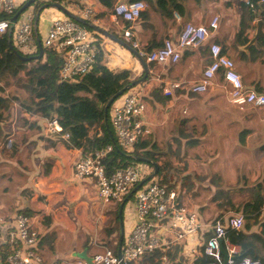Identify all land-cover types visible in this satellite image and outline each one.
I'll list each match as a JSON object with an SVG mask.
<instances>
[{"label":"crops","instance_id":"crops-1","mask_svg":"<svg viewBox=\"0 0 264 264\" xmlns=\"http://www.w3.org/2000/svg\"><path fill=\"white\" fill-rule=\"evenodd\" d=\"M155 1L146 0L145 17L134 26L135 37L144 51H147L145 47L149 40L152 41L150 47L154 49L165 38L174 39L187 23L207 26L209 20L217 15L212 4L219 0L198 4L192 0H177L182 8L171 10L168 17L161 15ZM240 1L236 0L238 5ZM65 6L74 15L82 8L92 7L95 16L90 24L104 30L113 29L112 33L122 39L121 33L110 25L111 9H105L98 0H77ZM45 12L48 16L42 20V27L39 28L37 23V36L41 42L50 22L66 17L58 10ZM41 18L40 15L39 20ZM239 18L240 13L233 25L219 23L216 30L209 32L204 46L184 51L175 65L146 63L147 78L133 90L145 104L140 118L150 128V134L140 142L146 144L141 151L149 150L157 155L167 177L163 185H172L170 189L178 194V202L196 212L204 222L235 215L232 213L243 215L242 211L234 212L228 203L217 197L226 193L227 188L221 183H209L211 178H221L223 170L230 172L237 167L242 169V176L245 170H256L257 177L251 179V185L243 190L251 189L253 193V187L260 184V192L264 195V162L257 163L256 168L253 162L255 148L264 152V109H253L255 113H252V108L240 110L231 104L220 77L216 85L204 94L189 91L210 61L208 45L216 43L234 61L244 87L264 93L262 49L254 52L252 44H247L234 50L230 45ZM259 21L264 33V15L255 18V25ZM226 25L231 27L230 32ZM97 40L110 71L127 70L130 81L142 77L141 64L126 49L104 37H97ZM19 73L17 71L13 77H0V246H5L7 233L14 227V216L25 214L32 218L33 226L41 232V240L36 247L41 262L36 264H89L94 255L104 250L117 253L120 239L124 240L136 221L134 198H126L121 211L122 225L120 219L117 225L120 204H103L91 179L74 178V165L85 156L83 149L73 146L70 138L64 141L57 135L47 136L45 123L48 118L31 104L15 107V101L9 99L10 89L16 91L22 101L36 99L40 94L33 89L35 76L22 77V84L14 83L13 78H18ZM167 82L181 84L169 97L164 96L160 89ZM245 131L247 133L242 135ZM8 138L12 139L13 145L9 150L5 148ZM135 147L124 154L131 155ZM200 175L204 181L196 185ZM203 189L204 195L196 197ZM188 194L196 196L190 199ZM244 194L238 191L231 204L242 205L243 199L238 197ZM225 207L232 211H222ZM210 210L213 212L207 214ZM0 264H7L1 251Z\"/></svg>","mask_w":264,"mask_h":264},{"label":"built area","instance_id":"built-area-1","mask_svg":"<svg viewBox=\"0 0 264 264\" xmlns=\"http://www.w3.org/2000/svg\"><path fill=\"white\" fill-rule=\"evenodd\" d=\"M27 0H0V14L8 18L0 20V37L7 34L9 19ZM37 6L49 3L50 0H37ZM254 13L264 8V0L252 3L243 0ZM37 11L36 6L33 8ZM144 0H114L110 13V25L121 33L122 40L137 51L148 64L175 65L184 51L204 46L209 39V32L219 26V17L213 16L207 26L185 24L175 36L165 38L159 46L151 51H144L134 34V26L146 11ZM264 10V9H263ZM80 19L91 23L95 16L92 7H85L76 14ZM177 18L178 16L175 15ZM34 11L20 15L13 24L11 44L22 56L37 54V45L33 32ZM42 47H53L61 54L63 62L59 70V82H70L89 73L99 53L97 37L87 28L74 20L65 17L50 22ZM210 61L203 69L198 82L189 87L195 94H204L216 85L220 77L228 100L240 110L245 107L264 109V93L246 89L240 75L236 72L234 61L223 52L220 45H208ZM181 87L180 83L167 82L160 87L166 97ZM145 109L144 102L137 92L128 91L115 100L109 109L111 131L116 137L117 145L125 149H133L150 134V128L141 120ZM264 120V119H263ZM47 136H59L68 141L69 133L65 132L57 117L45 123ZM12 139L8 138L6 149H11ZM113 145L96 150L83 156L74 165V178L91 179L96 187L97 196L105 205L109 203L123 204L132 189L150 175L145 164H131L119 167L106 173L103 160L112 151ZM154 179V180H153ZM151 179L143 184L133 195L136 221L130 233L121 244V256L111 250H104L94 255L92 264H133L145 254L160 251L162 264H167V254L176 252L182 256V263L197 264L201 256L209 258L208 264H261L259 260L250 258L238 259L240 249L227 238L228 230L240 231L245 225L244 216L235 214L228 218H217L208 222L178 202V194L173 189ZM210 234L206 240L204 235ZM41 240V232L33 226L30 216L16 214L14 227L7 233L5 245L10 250L6 257L7 264H36L41 258L36 247ZM221 249L226 255L224 258ZM181 259V257H180ZM77 264H87L78 262Z\"/></svg>","mask_w":264,"mask_h":264},{"label":"trees","instance_id":"trees-1","mask_svg":"<svg viewBox=\"0 0 264 264\" xmlns=\"http://www.w3.org/2000/svg\"><path fill=\"white\" fill-rule=\"evenodd\" d=\"M76 1L77 0H50L52 3L64 5L74 3ZM192 1L198 4L208 0ZM249 1L257 3L259 0ZM98 2L107 10L112 9L114 4V0H98ZM155 2L161 15L164 17H168L171 10H180L182 8V4L177 0H156ZM37 3L38 1L34 5H36V8L38 9L41 5L37 6ZM239 9V24L232 40V45L236 48L245 46L250 42L256 31V25L254 23L255 18L264 15V11L262 10L258 13H254L249 10L243 0L239 3ZM144 17L145 16L142 14L140 19H144ZM6 18L8 17L5 14H0V20ZM85 28H87L95 36H101L89 27L85 26ZM151 44L152 41L149 40L147 46L145 47L147 51H151L153 49L150 47ZM260 49H262L261 52L264 54L263 38H259L255 42V45L251 46V50L254 52H258ZM62 62L63 59L61 54H59L53 47H44L42 57L39 60L22 62L9 50L7 35L4 34L0 37V76L1 74H5L7 72L15 75L16 72L20 70H24L25 77L35 76L36 81L33 89L39 91L40 94L35 97L36 99L31 101V104L44 117L48 119H51L54 116L57 117L63 130L70 134V143L79 149H83L85 155L91 154L96 150H100L107 145H112L104 127L103 111L106 103L122 87L130 83L129 71L123 70L117 73L110 71L104 63L103 51L100 48L99 53L95 58L93 67L89 73L84 76L77 77L70 82L60 83L58 75ZM27 64H31V67L30 69L25 70ZM107 123L110 128L109 110L107 111ZM246 133L247 132L245 131L241 134L244 135ZM114 142L115 145H117L115 138ZM139 144L136 145L135 150L131 153L133 158L121 155L114 147L103 160L106 173L109 174L119 167H125L131 164L150 165L145 162H137L134 159V157H139L144 160L153 161L157 164L158 172L155 179L158 183L163 185L166 183L165 181L167 177L166 173L164 175V169L158 162L157 155L149 150L141 151V149L146 147V144ZM116 147L125 153V151L118 145ZM14 150L15 148L12 149V153ZM166 187L170 189L172 185ZM260 190L261 185H255L253 187L251 201L243 205L231 204L230 198H226L224 201L230 205L234 212L242 211L245 218V225L242 230L227 231L228 240L240 249L238 259L241 260L243 258H250L252 260H259L261 264H264V223L259 222V218L264 207V195L261 194ZM133 197L134 195L130 196L129 200ZM121 217H116L117 225H119V219ZM254 224H257V232L252 231ZM208 236H210V234L204 235L203 239L206 240ZM0 251L3 261L5 262L6 255L9 253L8 248L6 245H1ZM160 255L161 252L157 250L152 253L145 254L133 264H162ZM175 256L176 252L168 253V262L172 263L175 261ZM209 262V258L202 255L201 258L198 259L197 264H208Z\"/></svg>","mask_w":264,"mask_h":264},{"label":"rangeland","instance_id":"rangeland-1","mask_svg":"<svg viewBox=\"0 0 264 264\" xmlns=\"http://www.w3.org/2000/svg\"><path fill=\"white\" fill-rule=\"evenodd\" d=\"M34 4H36V3H34ZM34 4H32L25 12H23L22 15L30 12L31 10L34 11V15H35L36 10H34L33 8L36 5H34ZM61 5L64 8L66 7L64 4H61ZM212 7L215 8L214 9L215 10V13L217 15H219L218 17L220 19L219 20L220 25L222 23H231L232 25H233V23L236 24V19L239 16V13H240L239 5L236 2V0H230V1H228V0H226V1L219 0V1L214 2V4H212ZM51 9L52 8H48V9H45V10L46 11H50ZM45 10L42 11L43 13L42 12L40 13V15L42 16V18L38 21V27L39 28H41L42 27V24L44 23L42 20L45 19V18H47V16H48V14L45 12ZM53 11H55V10L52 9V12ZM50 16L51 15H49V17ZM18 20H20V18H18ZM226 27H227V30L230 32L231 27L229 25H226ZM107 31L114 32L113 29L112 30L109 29ZM230 45H231V47H233L231 41H230ZM233 48H234V50H237L236 47H233ZM261 65H264L262 61H261ZM30 67H31V64H28L25 67V70L30 69ZM0 77H13V74L11 75L9 72H7L5 74H1ZM17 77L18 78H15V79L13 78V81L15 80L14 83H16V84H22L23 81H24V79L22 77H25L24 76V70H20V73L17 75ZM134 88L135 87H133L129 91L132 92L134 90ZM8 96H9V99L11 101H15V103H16L15 107H25L28 104H31V101L33 100V99H27L26 98L25 100L23 99L24 101H22V98L18 97L17 96V92L16 91L14 92L12 89L9 90ZM20 102H22L23 104H20ZM250 112L255 113V111L253 109L250 110ZM125 150L128 151L129 149H125ZM253 162L256 165V166L254 165L255 168L258 166L257 163H261V162L263 163L264 162V152H262L261 150H258V147L255 148V154H254V160H253ZM147 168H148L149 171L151 170V166L150 165H147ZM261 170H262V168H261ZM242 172H243L242 169H239L237 167H234V169H232L230 172L227 171V170H223L222 171L223 176L221 178H217V180H215V178H211L210 179V181H209L210 184L213 185V184H219V183H221V185L224 186L225 189L226 188L228 189L227 192L224 193L223 195H217V197L219 199H221L222 202H225L224 200L226 198H230V200L234 199L233 197L237 194L238 191L245 192L244 195H241V196L238 197L240 199H243L242 202H241L242 205L245 204L247 201L251 200L252 196L251 195H248V194H252V190L251 189H248V190H246L247 191L246 192L245 190H243V188L245 186H250L251 185V179H255L257 177V171L255 170V171L251 172L250 170H245V175H243V176L241 175ZM203 181H204V177L202 175H200V179L196 181V185L199 182H203ZM244 181L246 182L245 184H244ZM204 191H205L204 189H203V191L201 190L198 196H196L194 194H188L187 195V198L193 199V198H195V196L196 197H201V196L204 195ZM244 196H246L247 199ZM182 198H184V196ZM227 208L228 207H225V209H222V211L228 212L229 210ZM203 211H200L199 212L200 215H203L202 214ZM231 211L232 210L230 209L229 212H231ZM211 212H213V211L210 210V211H207L206 213L208 214V213H211ZM232 214H238V213H232ZM244 221H245V218H244ZM259 222L264 223V209H263L262 214H261V216L259 218ZM252 231L253 232L257 231V224H254V226L252 227ZM263 254H264V252H263ZM175 257H176L175 261H173L172 263L168 262V264H186V263H182L183 262L182 261V256L180 254H176ZM180 257H181V259H180Z\"/></svg>","mask_w":264,"mask_h":264},{"label":"water","instance_id":"water-1","mask_svg":"<svg viewBox=\"0 0 264 264\" xmlns=\"http://www.w3.org/2000/svg\"><path fill=\"white\" fill-rule=\"evenodd\" d=\"M37 0H27L18 10L17 12L9 19L10 21V25H9V28H8V31H7V44H8V48L9 50L14 53V55L19 58L22 62H31V61H36V60H39L41 57H42V53H43V47H42V44H41V41L40 39L38 38L37 36V23H38V20H39V16H40V13L45 10V9H48V8H52V9H55V10H58L60 11L63 15H65L66 17L74 20L75 22L83 25V26H86V27H89L90 29H92L93 31H95L96 33L100 34L101 36H103L104 38L106 39H109L119 45H121V47H123L124 49H126L142 66L143 68V75L142 77H140L139 79L137 80H133V81H130V83H128L127 85H125L124 87H122L105 105L104 107V111H103V123H104V127H105V130L107 132V135L112 143V145L114 146L115 145V142H114V137H113V134H112V131L110 130L109 126H108V123H107V111L110 109L112 103L117 100L118 98H120L121 96H123L125 93H127L130 89H132L133 87L143 83L146 78H147V66H146V62L144 61L143 58H141L139 56V54L137 53L136 50H134L133 48H131L125 41H123L122 39H120L119 37H117L116 35H114L113 33L111 32H108L107 30H104V29H101L99 27H96L95 25H91L89 23H87L86 21L80 19L79 17H77L76 15L70 13L68 10H66L61 4H58V3H52V2H49V3H45L43 5H41L36 13H35V17H34V21H33V32H34V36H35V41H36V45H37V50H38V53L37 55H33V56H22L20 55L19 53H17V51L14 50L12 44H11V33H12V29H13V24L16 22L17 18L23 13L25 12L32 4L36 3ZM259 38H263L264 39V33L262 32V22L259 21L256 25V31H255V35L254 37L250 40V42L248 43V45H254L255 42L259 39ZM116 151L118 153H120L121 155H124L125 157H128V158H133L132 155L130 154H124L122 151H120L116 146H114ZM134 159L137 161V162H145V163H148L152 166V172L150 173V175L148 177H146L144 180H142L140 183H138L131 191L130 196H132L143 184L147 183L148 181H150L151 179L155 178L156 177V174L158 172V166L156 163L152 162V161H149V160H144V159H141L139 157H134ZM129 199V198H127ZM126 199V200H127ZM122 208H123V204L120 205V209H119V216L121 217V211H122ZM120 224H121V219H120ZM122 225V224H121ZM122 238V237H121ZM121 244H122V239H120V242H119V247H118V250H117V255L118 257L120 258L121 256ZM222 251V254L224 256V258L226 259V255L224 253V251L221 249ZM89 264H92L91 263V260H89L88 262Z\"/></svg>","mask_w":264,"mask_h":264},{"label":"clouds","instance_id":"clouds-1","mask_svg":"<svg viewBox=\"0 0 264 264\" xmlns=\"http://www.w3.org/2000/svg\"><path fill=\"white\" fill-rule=\"evenodd\" d=\"M7 35V34H6ZM110 130H111V128H110ZM113 134V133H112ZM113 137H114V135H113ZM115 138V137H114ZM114 146H117V145H114Z\"/></svg>","mask_w":264,"mask_h":264}]
</instances>
